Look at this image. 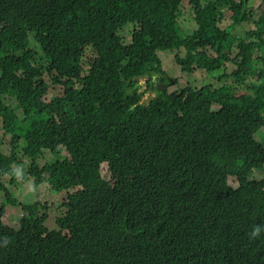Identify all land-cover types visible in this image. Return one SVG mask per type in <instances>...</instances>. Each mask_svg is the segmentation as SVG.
<instances>
[{
    "label": "trees",
    "instance_id": "obj_1",
    "mask_svg": "<svg viewBox=\"0 0 264 264\" xmlns=\"http://www.w3.org/2000/svg\"><path fill=\"white\" fill-rule=\"evenodd\" d=\"M185 1L0 0L2 128L13 127L15 149L24 141L36 188L47 183L68 193L56 231L46 227L40 203L20 204L18 229L0 214V264H264V233L249 237L253 225H264V181L251 179L264 171L256 139L264 129V16L237 38L221 30L220 9L240 25L253 19L251 0H189L200 28L186 35ZM130 25L127 44L122 30ZM164 38L186 51L189 69H223L220 82L260 81L241 92L223 85L210 97L191 85L160 92L158 83L171 85L159 59ZM33 41L45 71L34 64ZM44 72L64 88L51 103L43 100ZM144 79L157 94L147 103ZM44 152L69 159L40 168ZM16 163V151L0 152V177L16 174ZM104 164L110 178L101 174Z\"/></svg>",
    "mask_w": 264,
    "mask_h": 264
},
{
    "label": "rangeland",
    "instance_id": "obj_2",
    "mask_svg": "<svg viewBox=\"0 0 264 264\" xmlns=\"http://www.w3.org/2000/svg\"><path fill=\"white\" fill-rule=\"evenodd\" d=\"M211 0H208L210 2ZM239 1V0H238ZM222 20L220 23L221 30L231 29V34L234 37L242 38L247 37L252 31L257 30L258 23L264 16V0H251L250 10L248 14H252L253 19L250 22L242 23L240 25H233L234 21L232 19V13L227 7L221 8ZM196 9L191 6L189 0L184 2L181 9L180 25L186 35H192L199 30V25L196 20ZM136 26H127L122 30V34L125 35L127 44H131L133 41V33ZM162 50L159 53V59L162 63V70L169 77L168 82L171 85L165 86L164 91L167 89L170 93L180 91L187 86L191 85L196 90H204L207 88L205 94L210 97V93L220 89L223 85H230L236 90V92H241L246 90L248 86L252 83H258L260 81L259 77L247 78L244 82H236L233 78L228 77L224 82L219 81V76L222 74L223 69L219 72L212 73L202 68L201 65L188 68L186 60V51L184 49L174 50L172 42L168 39H161ZM238 43L234 45L232 52L228 55L231 59L235 58L237 55ZM31 49L35 53L34 64L36 67H42L45 71L49 64L44 60V54L39 50L38 46L33 41L31 43ZM202 55V52L200 53ZM211 58H216V55L209 52ZM181 61L183 68L180 67L176 62ZM83 68L85 72H88L92 62V56L90 52H87L86 57L83 61ZM226 68L229 71H235L232 63H226ZM44 80L50 86L49 92L43 100L47 103H51L54 99L62 97L64 94L63 87H54L51 85V77L48 73L44 72ZM167 83V84H170ZM159 84V83H158ZM157 84V86H158ZM139 85L142 86L141 92H145L143 103H147L151 98H155L157 94L153 91V88L146 91L147 89V79L141 80ZM7 103L11 105V108L17 110V104L15 101L7 98ZM19 119L24 121L27 118V114L20 111L16 112ZM26 125V123H25ZM0 152L10 155L12 151H16L19 157L20 163L14 165L16 174L0 177V187L6 188L10 195L18 201L19 205L9 204L5 199L6 192L3 188H0V214H2V219L5 225H9L14 228H19L23 210L22 205L30 206L36 203H40V213L42 216L47 217L46 227L49 231H56V219L65 214V210L62 207L63 203L67 200L68 193L66 191L56 193L53 191L52 187L44 183L39 188L34 185L35 181L29 177L31 175L29 169V160L25 158L23 150L25 149L24 141L20 143L19 147L16 149L12 147V139L15 136L13 127L9 130L2 128L3 119L0 118ZM256 139L258 142L264 144V129L258 132ZM69 159V154L63 152L61 155H54L51 152H44L43 155L36 158L37 165L40 168H44L48 164H55L57 162H64ZM101 174L105 178H110L111 175L108 171V164L102 165ZM48 178V177H47ZM257 181H264V171L254 172L253 178ZM229 185L233 189L237 188L238 184L235 179L230 178ZM66 238L68 235H65Z\"/></svg>",
    "mask_w": 264,
    "mask_h": 264
},
{
    "label": "clouds",
    "instance_id": "obj_3",
    "mask_svg": "<svg viewBox=\"0 0 264 264\" xmlns=\"http://www.w3.org/2000/svg\"><path fill=\"white\" fill-rule=\"evenodd\" d=\"M262 233H264V225H253L249 237L251 239H256L259 238Z\"/></svg>",
    "mask_w": 264,
    "mask_h": 264
},
{
    "label": "water",
    "instance_id": "obj_4",
    "mask_svg": "<svg viewBox=\"0 0 264 264\" xmlns=\"http://www.w3.org/2000/svg\"><path fill=\"white\" fill-rule=\"evenodd\" d=\"M157 87H158L159 91L162 92V91H164L165 85L158 84Z\"/></svg>",
    "mask_w": 264,
    "mask_h": 264
}]
</instances>
